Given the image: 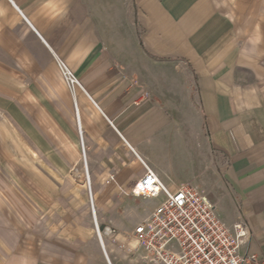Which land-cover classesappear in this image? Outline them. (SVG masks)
<instances>
[{
  "label": "crops",
  "instance_id": "1",
  "mask_svg": "<svg viewBox=\"0 0 264 264\" xmlns=\"http://www.w3.org/2000/svg\"><path fill=\"white\" fill-rule=\"evenodd\" d=\"M141 161L264 264V0H0V264H150L101 245L83 179L122 215Z\"/></svg>",
  "mask_w": 264,
  "mask_h": 264
},
{
  "label": "built area",
  "instance_id": "2",
  "mask_svg": "<svg viewBox=\"0 0 264 264\" xmlns=\"http://www.w3.org/2000/svg\"><path fill=\"white\" fill-rule=\"evenodd\" d=\"M59 68L69 88L80 86L78 79L62 63ZM79 131L80 158L86 167V150ZM144 173L129 188L134 198H162L152 211L130 231L104 229L116 243L126 249L140 250L150 264H263L248 252L251 233L246 222L237 218L228 226L217 214L215 204L200 190L183 183L171 190L157 173L141 161ZM88 204L92 216L96 209L93 192L85 170ZM96 235L103 246V235L94 218Z\"/></svg>",
  "mask_w": 264,
  "mask_h": 264
},
{
  "label": "rangeland",
  "instance_id": "3",
  "mask_svg": "<svg viewBox=\"0 0 264 264\" xmlns=\"http://www.w3.org/2000/svg\"><path fill=\"white\" fill-rule=\"evenodd\" d=\"M83 179L86 181L84 176H83ZM221 191H222V189L219 190L220 193H221ZM93 199H94V197H93ZM129 202H130L129 205L124 206L125 210H124V213L122 215L113 214V216H111L110 212H108V211H99L97 205L94 203L95 209H96V218H97L96 220H97L98 225H99V230L103 235V239L105 241V244L109 243L111 245H115L116 242L113 241V239L110 235L104 236V229L109 228L113 232L120 231V228L128 225L130 223L131 219L135 217L134 212H138V213L142 214L145 211V208L147 207L149 200L148 199H142V198H136L135 200H130ZM87 210H88V214H89V216H88L89 225L92 228V230H93V232L97 238L95 226H94V216H92L89 207L87 208ZM111 218H113V220ZM139 221L140 220H137L136 223Z\"/></svg>",
  "mask_w": 264,
  "mask_h": 264
},
{
  "label": "bare ground",
  "instance_id": "4",
  "mask_svg": "<svg viewBox=\"0 0 264 264\" xmlns=\"http://www.w3.org/2000/svg\"><path fill=\"white\" fill-rule=\"evenodd\" d=\"M85 171V170H84ZM82 172V171H81ZM84 177H85V179H86V175H85V173H84ZM87 181V180H86ZM94 218L96 219V213H95V215H94ZM96 231V230H95Z\"/></svg>",
  "mask_w": 264,
  "mask_h": 264
}]
</instances>
